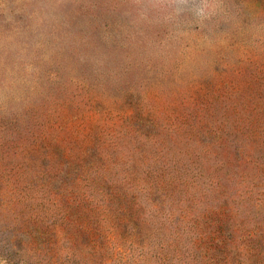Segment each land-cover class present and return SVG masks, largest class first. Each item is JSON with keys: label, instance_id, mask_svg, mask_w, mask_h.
<instances>
[{"label": "rangeland", "instance_id": "1", "mask_svg": "<svg viewBox=\"0 0 264 264\" xmlns=\"http://www.w3.org/2000/svg\"><path fill=\"white\" fill-rule=\"evenodd\" d=\"M263 109L264 0H0V264H264Z\"/></svg>", "mask_w": 264, "mask_h": 264}, {"label": "trees", "instance_id": "2", "mask_svg": "<svg viewBox=\"0 0 264 264\" xmlns=\"http://www.w3.org/2000/svg\"><path fill=\"white\" fill-rule=\"evenodd\" d=\"M240 104L245 105L244 102H240ZM256 110L257 108L255 106V111ZM257 112L259 114V119L256 118L257 125H264V109L260 111L258 110ZM237 131L242 135H250L251 133V130L247 127L239 128ZM231 134L234 135L233 132ZM43 138L44 136H42V139ZM36 143L39 144L37 141ZM41 148L43 149L45 155L41 162L45 165L46 169L52 170L54 176L56 177L65 174L70 178H74L76 184L79 183V179L88 176L89 171H96L102 165L101 156L95 152H90L87 148L84 149V155H71L66 153L67 148L64 144L56 140H49L48 142L46 138L42 140ZM89 152L91 154L90 157ZM91 157H94V159H91ZM99 162L100 165L97 166Z\"/></svg>", "mask_w": 264, "mask_h": 264}]
</instances>
